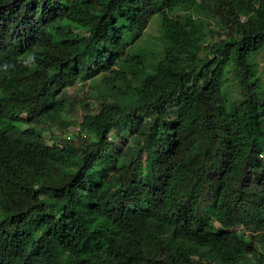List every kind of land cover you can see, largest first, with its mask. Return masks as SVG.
I'll use <instances>...</instances> for the list:
<instances>
[{"label": "trees", "instance_id": "1", "mask_svg": "<svg viewBox=\"0 0 264 264\" xmlns=\"http://www.w3.org/2000/svg\"><path fill=\"white\" fill-rule=\"evenodd\" d=\"M173 1L0 0V264H264V0Z\"/></svg>", "mask_w": 264, "mask_h": 264}, {"label": "rangeland", "instance_id": "2", "mask_svg": "<svg viewBox=\"0 0 264 264\" xmlns=\"http://www.w3.org/2000/svg\"><path fill=\"white\" fill-rule=\"evenodd\" d=\"M209 2L210 0H206ZM211 9V8H210ZM167 14L170 16H175L179 12L183 11H190L193 16L195 17H200L202 22L204 21H210L212 23V26L215 28H218L217 25V20L215 15L211 11L208 10V7H205L203 0H195L194 2H188L186 0H174L166 9ZM157 28H158V19L154 17L151 22L149 23L148 27L146 28L145 35L147 36L148 34H155L157 33ZM194 31L198 34H201L203 36H207L209 39H217L216 35H212V33L208 30L206 27L202 26H195ZM214 34V33H213ZM128 50L130 52L134 51L135 53H140V48L130 45ZM258 61L260 64L264 63V56L260 55L258 56ZM109 76V73L106 71L99 72L97 75L94 77L88 78V80H81L78 79V84H72L71 86L67 87L65 90V94L69 96V100L71 101V105L69 109L67 110V119L71 120L72 122L70 123V127L76 125L77 121L80 119L82 113L84 112L82 109V106L80 105L79 98L84 97L85 95L88 96V100H90L92 106H93V111H96L97 109V99H96V85L101 81L106 79ZM254 82L258 83V86H262L264 84V79H260L259 76H256L253 80ZM261 90V89H260ZM234 92H236L234 90ZM53 131L55 132L54 134L58 133H63L62 129L60 130L59 128H55V126H52ZM47 131V130H45ZM124 133L128 134L129 130L127 129L126 131H123ZM45 138L48 139L47 137L49 136L48 132L44 133ZM52 135V134H51ZM61 136V134H59ZM62 137V136H61ZM112 137V136H111ZM114 139V138H113ZM49 141V140H47ZM51 142V141H50ZM114 142L117 146H120L122 144L120 138H115ZM262 159L264 161V148L262 152ZM240 229V228H239Z\"/></svg>", "mask_w": 264, "mask_h": 264}, {"label": "built area", "instance_id": "3", "mask_svg": "<svg viewBox=\"0 0 264 264\" xmlns=\"http://www.w3.org/2000/svg\"><path fill=\"white\" fill-rule=\"evenodd\" d=\"M76 130H78V126L71 127V128H69V130L64 132L63 135L65 136L66 139H71L72 138V133L74 131H76Z\"/></svg>", "mask_w": 264, "mask_h": 264}, {"label": "clouds", "instance_id": "4", "mask_svg": "<svg viewBox=\"0 0 264 264\" xmlns=\"http://www.w3.org/2000/svg\"><path fill=\"white\" fill-rule=\"evenodd\" d=\"M75 126H77V125H74L73 127H75ZM71 127H72V126H71ZM71 127H70V128H71ZM76 131H77V130H76ZM74 132H75V131H74ZM61 136H62V135H61Z\"/></svg>", "mask_w": 264, "mask_h": 264}]
</instances>
